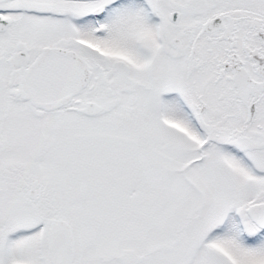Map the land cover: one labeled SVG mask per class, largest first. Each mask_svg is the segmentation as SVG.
Returning a JSON list of instances; mask_svg holds the SVG:
<instances>
[{
    "label": "snow or ice",
    "instance_id": "obj_1",
    "mask_svg": "<svg viewBox=\"0 0 264 264\" xmlns=\"http://www.w3.org/2000/svg\"><path fill=\"white\" fill-rule=\"evenodd\" d=\"M0 264H264V0H0Z\"/></svg>",
    "mask_w": 264,
    "mask_h": 264
}]
</instances>
